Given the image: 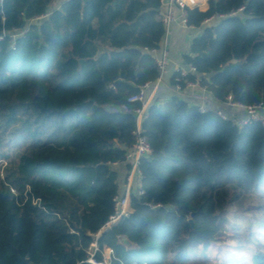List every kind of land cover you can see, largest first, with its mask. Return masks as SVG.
I'll use <instances>...</instances> for the list:
<instances>
[{"label": "trees", "instance_id": "trees-1", "mask_svg": "<svg viewBox=\"0 0 264 264\" xmlns=\"http://www.w3.org/2000/svg\"><path fill=\"white\" fill-rule=\"evenodd\" d=\"M55 1L0 0V264H93L94 241L103 264H264V126L178 96L149 106L144 192L98 235L122 197L114 164L131 168L141 104L122 105L157 75L161 1ZM212 18L185 78L264 103V0L188 8L190 25Z\"/></svg>", "mask_w": 264, "mask_h": 264}, {"label": "built area", "instance_id": "built-area-1", "mask_svg": "<svg viewBox=\"0 0 264 264\" xmlns=\"http://www.w3.org/2000/svg\"><path fill=\"white\" fill-rule=\"evenodd\" d=\"M160 1H161L160 14L163 25V37L166 38L172 24L175 22H179L184 26H191L188 21V8L191 7L188 0H160ZM148 51L151 53L156 63V67H157L156 78L153 81H148L142 84L139 87V91L129 96L127 98V102L122 105V109L128 111L130 110L129 103L139 102L141 104L140 106L132 109V112L136 115V129L133 132L134 144L127 151L126 154V161L131 162V173L129 174L128 178L135 175L139 179L138 188H137L138 194H142L144 192L141 182L140 161L141 158L150 155V153L152 152V147L150 145V142L148 141L147 137L142 133V121L144 117L147 115V111L145 109L144 94L146 88L149 86L150 83L160 82L162 80L165 74L166 65L168 63V52L165 48L162 47V45H160L159 48H153ZM187 66L189 67L188 70L186 69V67L180 68V74L182 77L184 78L187 77L188 73L198 74L195 66L191 64H188ZM199 85L200 84L198 81L189 80L187 78H185L184 80L185 88L195 87ZM175 87L178 90H181L183 88L182 85L179 83L175 84ZM226 103L242 108L244 110V115L241 118L229 117L226 114L222 113L221 111H218V114L222 119L231 120L234 124L240 127L251 125L254 123H259L264 126L263 102H258L254 104H243L241 102L234 101L232 96L228 95ZM200 110L204 111L205 109L203 107H200ZM114 201H115L116 214L111 217L110 222L118 220L123 215H128L129 212L128 211L129 206L127 207L126 197L122 198L120 196H116L114 198ZM110 251L112 254V250ZM94 253L90 255L87 261L93 264H103V262H98L95 260Z\"/></svg>", "mask_w": 264, "mask_h": 264}, {"label": "crops", "instance_id": "crops-1", "mask_svg": "<svg viewBox=\"0 0 264 264\" xmlns=\"http://www.w3.org/2000/svg\"><path fill=\"white\" fill-rule=\"evenodd\" d=\"M63 0H56L53 7L56 8ZM191 7H199L200 10H206L208 8V0H188ZM214 19L206 20L201 27L184 26L179 22L172 24L168 35L162 37L161 45L168 52V63L164 77L160 82H152L145 90L144 100L145 109L148 110L149 106L157 100L169 99L172 96H178L188 103L203 107L204 109H212L221 111L229 117L241 118L244 115V110L238 106L227 104L222 102L210 91L202 86H195L190 88L183 87L181 90L176 89L175 84L172 83V75L182 67H186L184 56L190 53V45L192 39L199 36L205 25L209 24ZM165 38V39H163ZM115 169L118 172V181L120 186V194L123 198L127 199V207L130 202L131 193H136L138 188L139 179L133 175L128 178L131 173L127 163L114 164ZM101 232L98 233V235ZM97 248L96 242H92L87 248L88 255H92ZM91 249L93 252H90ZM111 249L106 248L104 252L105 260H108L111 255Z\"/></svg>", "mask_w": 264, "mask_h": 264}, {"label": "water", "instance_id": "water-1", "mask_svg": "<svg viewBox=\"0 0 264 264\" xmlns=\"http://www.w3.org/2000/svg\"><path fill=\"white\" fill-rule=\"evenodd\" d=\"M36 21H37V20H35V22H36ZM186 69L188 70L189 67L186 66ZM116 221H117V220L112 221V222H110L106 227H104V228H103V231L101 232V234H102L104 231H106L110 226H112ZM101 234H99V235H101ZM98 237H99V236H98Z\"/></svg>", "mask_w": 264, "mask_h": 264}, {"label": "rangeland", "instance_id": "rangeland-1", "mask_svg": "<svg viewBox=\"0 0 264 264\" xmlns=\"http://www.w3.org/2000/svg\"><path fill=\"white\" fill-rule=\"evenodd\" d=\"M50 10H51V9H50ZM102 231H103V229H102L100 232H102ZM89 251H90V252H93L91 249H89ZM93 253H94V252H93Z\"/></svg>", "mask_w": 264, "mask_h": 264}]
</instances>
